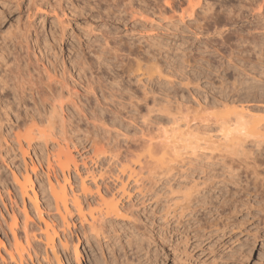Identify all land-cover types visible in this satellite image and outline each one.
<instances>
[{"label":"rangeland","instance_id":"rangeland-1","mask_svg":"<svg viewBox=\"0 0 264 264\" xmlns=\"http://www.w3.org/2000/svg\"><path fill=\"white\" fill-rule=\"evenodd\" d=\"M204 1L209 11H201ZM184 9L189 12L181 15ZM57 103L62 110L55 108ZM242 106L251 121L264 123V0H0V243L5 246L0 244V264L18 262L7 255L13 251L17 258L11 232L24 248L22 264L30 262L26 252L35 260L44 255L45 222L56 229L55 250L63 264H163L164 255L170 256L169 244L178 253L185 246L183 264H264V143L245 144L246 160L259 164L256 171L241 166L231 179L215 165L205 187L201 184L205 204L196 205L188 213L192 216L185 215L178 225L172 220L167 225L157 210L148 209L157 198L151 194L161 188L157 173L166 158L160 156L164 137L178 133L180 126L186 130L187 122L198 133L212 129L208 134L215 139L214 117ZM59 110L60 127L54 124ZM173 114L177 120L170 118ZM47 115L56 116L53 131L61 133H54L45 148L40 139L28 147L20 140L23 153L14 130L24 131L31 116L35 125L44 126ZM28 117L31 122L22 127ZM68 152L72 162L65 168ZM18 169L32 175L37 206L32 189L30 197L19 192L12 175ZM55 178L77 195L83 181L93 194L86 192L92 207L99 191L113 194L130 208L128 214L137 212L139 218L128 217L126 226L122 219L114 220L115 228L106 235L100 230L97 242L71 202L70 213H64L67 221L60 219L47 189V180ZM120 182L129 198L121 194ZM129 226L138 231L145 227L151 242L142 240L139 247Z\"/></svg>","mask_w":264,"mask_h":264},{"label":"bare ground","instance_id":"bare-ground-1","mask_svg":"<svg viewBox=\"0 0 264 264\" xmlns=\"http://www.w3.org/2000/svg\"><path fill=\"white\" fill-rule=\"evenodd\" d=\"M190 1H192V0H189V3H190ZM207 5H208L207 1H204V8H200L201 11H203V12L209 11L211 9L210 7H207L205 9V7ZM190 8H188V10ZM191 11L193 12V10H191ZM186 12H189V11H187V9L186 10L184 9L182 11L181 15L185 14ZM190 14H191V12H190ZM180 17H182V16H180ZM189 17H190V15H189ZM195 19H197V18H195ZM137 65L140 66V63L137 62ZM157 75H160V74H157ZM59 93H61V92L59 91L56 94L55 93H50L49 95L51 96V94H52V97L54 96L53 94H55L54 97L59 96V95L61 96V94H59ZM60 96L57 97L56 99L60 98ZM165 96L168 97V95H165ZM52 97H50V98H52ZM54 97H53V99H55ZM154 100H156V97H154ZM154 100H152V101H154ZM169 100L171 101L170 98H169ZM53 102H54L53 103V105H54L55 101H53ZM59 103H57L59 106L55 107L56 109L58 107L60 109L62 108L60 106L61 104H59ZM154 103H158V102L154 101ZM168 103L171 104V102H168ZM177 105L178 104H176V106ZM165 106L169 107L168 104L165 105ZM51 108H52V105H51ZM55 108H52L53 110L51 109L52 110L51 111L52 114L54 112L56 113L57 110ZM175 108H173V110H175ZM239 108H237V109L235 108V110L232 109V111H230V110L227 111L226 110L225 112H222L221 114L219 113V115H216L215 117L213 116L214 117V121H213V118L211 119L213 121L212 123L216 125L215 129L219 131V136L220 137L217 134V136L214 137L215 139H213L214 135L211 134L212 135L211 136L210 134H208L209 132L212 131V129H211V131L206 133L207 129H206L205 126H203V127H205V129H202V130L200 129V130H201V133H203L202 131L204 130V132L206 134L203 133V135L201 136L200 135L201 133L200 132L198 133L199 130H197V131L193 130L195 132V133H193L192 129H196V128L192 125L194 128L191 127V129L189 130L190 125L188 126V123L186 122V125L188 126L187 127L186 125H184V126H186L185 127L186 130L185 129H181V126L179 125L180 126L179 128L181 130V131L179 130V132H178L179 134L174 132L175 129L172 128L171 132H174L176 134L173 135L174 134L173 133L171 136L168 135V136L164 137L165 139H164V142L162 144V148L160 149V150H162V153H163V154L161 153L160 156H162V157H163V155L166 156V158H165L166 160L163 157L164 162L161 161L160 159L155 160L154 159L155 157H156V159L160 158V157L159 156L157 157L156 153H155L156 155L155 154L151 155V152L149 153V151H148L149 154L148 153L147 154H148V156L151 159H154L156 162H158V161L162 162V163L160 162L161 163V165H160L161 166L160 167L161 171L158 170V172H160V173H157L160 177L158 175H156V176L159 177L158 178L159 182L161 181V186H160L161 188H160L159 192H155V190L156 191L158 190L155 187L156 189L154 190L153 195L151 194V197L153 196V197H157V198H156V201H153L151 204H149L148 209L150 210V212H152L154 210H157L158 213H160L159 214V218L163 222H165L167 225H168L169 221H171V220L175 223V225H178L180 223L179 219L183 218L185 215L189 216L190 214H188V213H191V211L194 210V207L196 205L199 206L200 204H205V200H204L205 199V194L202 193L203 189H202V191L200 190V188L202 186L201 184H204L203 186L205 187L206 180H208V178L211 177L212 174L214 173L213 171L215 169H213V168H215V165H218L219 168L221 170H223V172L227 173V176L229 178H231V179L236 176V171L241 166L242 167L244 166L245 168L250 167V168L254 169L253 171H256V167L259 164L256 165V163H257L256 161L252 162V163L251 162L249 163V160L253 161L254 159H249L248 161L246 160L248 157L246 158V156H245L246 155V148H247L245 146V144L247 145L250 142H251V144L252 143H255V144L257 143V145H258V143L259 144L260 143H264V139L261 138L262 137L261 136V131L264 133V123L261 124V123L255 122L253 120L251 121L250 120L251 115L247 111L248 109L245 110L246 108L244 109L243 106L239 107ZM0 109H1V107H0ZM2 109H3V107H2ZM61 110H59L60 112L56 114L57 121H55V123L53 121L56 120V118H55L56 116H53L55 118L54 119L53 117H51L52 114L50 112L49 113H50L51 116L47 115V118L48 119L51 118L50 119L51 121L48 120L47 118H42L43 120L47 119V120L44 121V122H47V124L46 123L43 124L44 126L39 125L41 123L39 121L40 123L38 125L41 128L38 127L37 125H35L37 123H34V119H33L34 116H31L32 117L31 120L33 122H31V120L29 118L30 116L28 117L29 119L27 118V121L25 119L26 122L25 121L21 122L22 124H20V125H22V127H23V125L25 127V124H23V122L26 123V126H28L27 124H29L31 122L28 127H25V130L23 129L24 131L21 130L22 133L20 132L19 129H16L17 131L19 130V132H15V130L13 132V134L15 133L14 137L16 138V140L18 142L17 145H19V147L22 145V148H21L22 152H23L22 149H24L23 148V144L20 143L21 142L20 140H22V139H23V141L25 140L24 142H25V144H27L26 145L27 147L30 145V142L33 139H40V140H42V144L44 145L43 148H45V144L49 141V139L50 138L53 139L54 136H52V135L59 134L60 131L55 133L56 131L54 132L53 130H55L56 124L59 125V124L62 123L60 121L62 119ZM165 110L167 112L169 111L166 108H165ZM2 112H3V110H2ZM169 112L172 113L173 111L172 112L169 111ZM180 112H181V110H180ZM55 113H54V115H55ZM170 113H168V114H170ZM175 113H178V112H175ZM3 115L4 116L8 115V112L5 110L3 112ZM58 115L61 117V119H60V117ZM175 115L173 117H170V118H175ZM6 117H9V115L6 116ZM58 118H59V121H58ZM182 119H180V120L184 121L185 117H184V120H182ZM186 119H188V118H186ZM191 119H190L191 121H194L196 119V117H192ZM175 120H177V119L175 118ZM175 120H174V125L176 124ZM209 121H210V119H209ZM44 122L42 121V123H44ZM171 122H173V121H171ZM199 122H203V121H199ZM53 123L55 124V126H54ZM20 125H19V127H20ZM207 126H209V125H207ZM59 127H60V125H59ZM59 127H57L56 129L58 130ZM197 127H198V125H197ZM176 128H177V126H176ZM200 128H201V126H200ZM207 128L209 129V127H207ZM182 130H184V131H182ZM207 134H208V136H207ZM14 139H13V142H15ZM90 142L92 144H95V142H92L91 140H90ZM58 146H59V150H60V148L62 149V147H63V146H60L59 144L57 145V147ZM96 146H99V145H96ZM94 147H95V145H94ZM95 148H97V147H95ZM101 148H103V147H101ZM150 148L148 147L147 150H150ZM97 149H96V151L98 152L99 150H97ZM204 150H206L207 152L204 151ZM214 151H215V153H214ZM25 152H27V151L24 150L23 153H25ZM34 152H36V151H34ZM153 156H154V158H153ZM205 158H207V159H205ZM32 161H33V159H32ZM37 162L39 163L38 160L35 163H37ZM69 162H72V156L68 152V153L65 154V160H64V163H62V164H63V166H65V168L66 167L68 168ZM35 163H33V165H31L32 166L31 172L34 173V175L36 176V172L38 171L37 170L38 163H37V165ZM160 163H158L156 168H159V164ZM163 163H164V165H163ZM30 164H32V162ZM152 165L154 166V164H152ZM39 167H41V165ZM42 169H41V171H42V173L44 172L43 175L45 176V174H47L49 170H48V168L46 169V167H45V169L48 170V171L45 172V170L43 171ZM125 169H126V167L123 168L122 172H124ZM127 169H128V167H127ZM171 170L173 172L175 170V173H168ZM210 170L211 171L213 170L212 171L213 173L211 175H209V173H211ZM42 173H40L41 174L40 176H43ZM221 173H222V171H221ZM252 173L253 174L254 173L257 174V172H252ZM13 174H14L13 180L15 181L17 186L19 187V192H21V194L23 196L27 195L28 197H30V195H28V190H29V188L32 189L31 190L32 191V195H33L32 199L34 198L33 204L36 205L37 204V197H36L35 191L32 188V185H33L32 181L33 180H32V175L30 174V172H28V170L25 169L24 171H20L19 170V172H17V173L13 172L12 175ZM63 174H64V172H63ZM47 176H48V174H47ZM47 178H49V176ZM48 181L49 180H47V183H49V184H47V187H48L47 189H49V193L51 194V196L53 198L54 207H56V209L58 211L57 213L61 217L60 219H62V221H67L65 214H69L70 213V210L68 208V202H71V204H72L71 206H73V208L77 212V215H78L79 219H81V222L85 221L87 223V224L86 223L85 224L87 225L88 229H85V230H88L91 233V238L92 237L96 238L97 242L100 240L99 239V234L101 232L106 235V232L108 233L107 230H109L110 228H113V229L115 228V227H112V223H114V220L116 221L117 219H122L123 223H125L124 226H126V225H128L127 221L131 220V219H128V217L129 218L133 217L132 219H135L136 217L139 218L137 216L138 215L137 212L135 213L137 215H135V214H133L134 211L131 212V210H130V212L133 214V216H132V214H130V212L128 214L127 210L130 209V208H128V206H126V208H125L124 204L121 205L122 203L119 204L116 196L113 197L114 195L112 194V196L107 197L105 195L106 193L104 194L103 192H100L99 190H98L99 191L98 192V196L95 198V200H93L94 202H92L93 205H95V207H92V204H90V202H88V198L86 196V194H87L86 192L89 193V190L86 188V186L84 185L83 181L81 182L82 183L81 184V194H78V195L73 193V191H71V192H70V190L68 191V189L66 188L65 184L63 182L60 183V181L57 178H55V182H52V180H50L49 182ZM136 181L137 180H135V182ZM120 184H121V188H120L121 194L124 195L125 197L129 198L130 194L126 190L125 184L122 183V182H120ZM134 185H136V184H134ZM199 185H200V187L198 189L197 186H199ZM97 189H98V186H97ZM97 189H96V193H97ZM150 189H152V188H150ZM153 189L151 191H153ZM141 191H138V192L141 193V194L142 193L145 194L144 191H142V192ZM151 191H148V192L151 193ZM146 192H147V189H146ZM141 194H139V195H141ZM143 194L141 196H143ZM90 195H93V194L89 193V197H90ZM143 197H145V196H143ZM151 197H150V199H151ZM92 198L94 199V196H92ZM147 200H149V199H147ZM36 206H35V208L37 209ZM147 206H148V204H147ZM202 207L203 206H201V208ZM23 209H24V207H23ZM61 210H63V213L61 212ZM144 210H145V208H144ZM186 210H188V212H185ZM214 210H216L215 212L217 213L216 207H215ZM10 213L13 214V211H11ZM23 213H25V212H23ZM219 215H223V214L220 213ZM25 216H27V215H25ZM190 216H192V215H190ZM24 218L28 219L27 217H24ZM227 218L228 217H226V219ZM15 219H16L15 217L12 218L13 223L10 224L11 227H12V225L15 226V223H16ZM224 219H225V216H224ZM229 219H230V217H229ZM228 221H230V220H228ZM118 223H120V222H118ZM44 224H45L44 225V227H45L44 236H45V240H46L45 245H47V249L50 250L52 255L48 258L47 253L49 251L47 249H44L43 250V251H45V252H43L44 255L40 254L39 256H40L41 259H44V257L46 259H48L46 264H53L54 262L53 263L50 262V260H53V259H54L56 264H63L61 257H59L57 255V252L55 250L54 236H55V233H56V231H55L56 229L51 228L52 226H50L49 222H45ZM116 224L117 223H115V225ZM103 225L104 226L105 225L109 226V228H107L106 231L103 230L105 233L102 231V229H104V227H102ZM25 226H26V223H25ZM143 226H145V225H143ZM8 228H9V226H8ZM85 228H86V226H85ZM11 229L12 228H10L9 231H13ZM129 229H130L129 230L130 234L134 237V241L138 243L139 247H140V244H141L142 240H147L149 238L148 241L151 242V240H150L151 239V235H149L150 231H147L145 229V227L142 229L143 231L142 230L138 231L137 229L135 230L134 227H132V226H129ZM177 229H178V227H177ZM100 230H101V232H100ZM144 231L147 232V235H146V233ZM111 232H112V230H111ZM114 232H115V230H114ZM84 233H85V231H84ZM102 233L100 235H102ZM12 234H13V238H14L13 241L15 240L14 244H15V249H16V252H17L15 254H16L17 258H15V255H14L13 251H9L8 250L7 251L8 252L7 255H9L8 256L9 260H12V261L16 262L17 259H18V262H16V263L22 264V261L26 260L23 257L24 253H22L24 248H23V246L20 243L21 241H19V239L16 237L15 233L11 232V235ZM83 235L85 236V234H83ZM88 236H90V234ZM113 236L115 237L116 235H113ZM27 237L28 236H26V238ZM103 238L105 239L104 236H103ZM162 238H163V236H162ZM181 238H182L181 240H185V242H187L186 235L182 234ZM26 242H28V240ZM58 243L61 244L60 238L58 239ZM2 244H1V246L4 245V244L3 245ZM62 245H66V244H62ZM4 247L5 246H3V248ZM75 250H76L75 253H76L77 257H78L80 252L77 251L76 248H75ZM168 251H169L170 256H168V254L164 255V257H163L164 259L162 261L163 264H183V262L185 263V260L182 257L183 255L181 256L182 252H183V254L187 255L186 254L187 250H185V246H183V250L181 251V253L180 252L178 253L176 248H175V245L173 246L172 244H169L168 245ZM26 253H27V257L30 260L29 264L30 263L31 264H35L34 263L35 259L32 258V256L30 255L29 252H26ZM34 253L38 254L37 252H34ZM36 254H34V255H36ZM40 258L36 257V260H35L37 262L36 264H41V262L43 260L40 262ZM1 259L3 261L5 260L4 257L1 258ZM6 262H4V263L6 264Z\"/></svg>","mask_w":264,"mask_h":264}]
</instances>
